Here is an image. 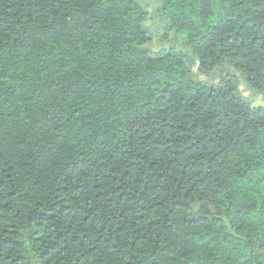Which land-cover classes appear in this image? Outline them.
I'll return each instance as SVG.
<instances>
[{
  "label": "trees",
  "instance_id": "16d2710c",
  "mask_svg": "<svg viewBox=\"0 0 264 264\" xmlns=\"http://www.w3.org/2000/svg\"><path fill=\"white\" fill-rule=\"evenodd\" d=\"M0 264H264V0H0Z\"/></svg>",
  "mask_w": 264,
  "mask_h": 264
},
{
  "label": "rangeland",
  "instance_id": "374dc122",
  "mask_svg": "<svg viewBox=\"0 0 264 264\" xmlns=\"http://www.w3.org/2000/svg\"><path fill=\"white\" fill-rule=\"evenodd\" d=\"M153 24H154V23H153ZM151 25H152V24L150 23V26H151ZM150 26L147 24L146 27L149 28ZM149 31H150V32H154V29H152V28L150 27V28H149ZM172 36H173V34H172ZM173 38H175V36H173ZM204 80H205V79H204ZM207 80H209V79H207ZM242 82H243V81H242ZM243 83H244V82H243ZM241 88L244 89V86H242ZM246 96H249V94L247 93ZM254 102H255V104H262V103H260L261 101L258 100V99L255 100Z\"/></svg>",
  "mask_w": 264,
  "mask_h": 264
}]
</instances>
